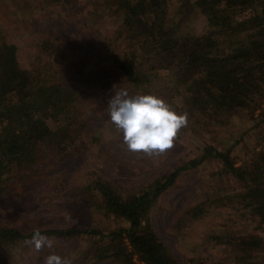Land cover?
Returning <instances> with one entry per match:
<instances>
[{"label":"rangeland","instance_id":"1","mask_svg":"<svg viewBox=\"0 0 264 264\" xmlns=\"http://www.w3.org/2000/svg\"><path fill=\"white\" fill-rule=\"evenodd\" d=\"M164 1L168 24L185 2L195 0ZM121 15L117 5L105 0H0L1 39L17 45L24 68L51 71L73 91L75 100L69 108L86 125L75 153L62 156L58 147L42 148V161L31 168L34 182L26 186L9 182V187L0 191L1 223L25 233L87 227L109 232L128 223L96 210L86 200L85 187L98 178L111 180L125 191H136L200 157L210 145L230 150L238 164L260 149L264 99L255 113L223 109L217 120L194 122L190 130L180 131L175 146L163 155L130 152L108 114V101L115 92L123 89L130 96H159L178 114L183 96L176 93L171 71H154L151 83L142 88L133 86L113 65L110 56H124L133 44ZM190 19L183 25V34L197 35L208 28L205 14L196 13ZM47 39L54 46L43 47ZM220 168V160L211 157L183 170L153 208L156 232L185 264H234L246 255L233 248L235 237L252 233L264 239V225L241 202L240 182ZM202 204L206 214L181 223L186 210ZM40 238L51 241V247L45 241L37 249ZM89 245L86 236H40L10 247L0 244V264H43L49 254L67 258L71 264H89ZM258 257L260 264L264 263V251Z\"/></svg>","mask_w":264,"mask_h":264},{"label":"trees","instance_id":"2","mask_svg":"<svg viewBox=\"0 0 264 264\" xmlns=\"http://www.w3.org/2000/svg\"><path fill=\"white\" fill-rule=\"evenodd\" d=\"M105 1L118 6L133 40L124 56H110L113 65L133 86L142 88L151 83L154 71L173 72L176 93L183 96L178 111L187 113L188 118L184 130H190L194 122L217 120L223 109L243 108L255 113L262 108L264 0L188 1L168 24L164 0ZM196 13L207 16L208 28L197 35L183 34V25ZM50 46L53 43L44 40L43 47ZM56 76L51 71L24 68L17 56V45L0 37V191L6 190L9 182L25 186L34 182L36 175L31 168L42 161V148L58 147L62 156L71 155L85 134V123L69 108L75 100L74 93ZM257 145L260 149L252 157L242 158L240 164L230 150L220 151L210 145L200 157L136 191H125L102 177L85 187L90 205L124 219L128 223L125 227L109 232L87 227L25 233L0 222V244L10 247L40 236H86L90 242L89 264H185L156 232L152 211L158 199L183 170L216 157L221 162V172L240 182L241 202L264 225V137ZM205 204L186 210L181 223L206 214ZM232 243L236 252L246 254L235 259L234 264H260L263 237L250 233L235 237Z\"/></svg>","mask_w":264,"mask_h":264},{"label":"clouds","instance_id":"3","mask_svg":"<svg viewBox=\"0 0 264 264\" xmlns=\"http://www.w3.org/2000/svg\"><path fill=\"white\" fill-rule=\"evenodd\" d=\"M108 114L130 152L148 156L163 155L175 146L180 131L188 126L187 113L178 114L156 95L130 96L126 90L115 92L108 101ZM51 247L46 238L37 240V249ZM43 264H71L67 258L49 254Z\"/></svg>","mask_w":264,"mask_h":264},{"label":"crops","instance_id":"4","mask_svg":"<svg viewBox=\"0 0 264 264\" xmlns=\"http://www.w3.org/2000/svg\"><path fill=\"white\" fill-rule=\"evenodd\" d=\"M179 1V0H178ZM182 1L180 0V3H181ZM206 22H208V21H206Z\"/></svg>","mask_w":264,"mask_h":264}]
</instances>
